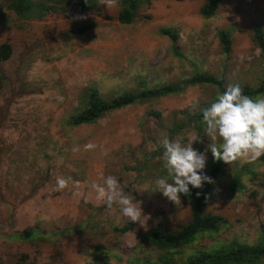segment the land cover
Wrapping results in <instances>:
<instances>
[{
    "label": "rangeland",
    "instance_id": "374dc122",
    "mask_svg": "<svg viewBox=\"0 0 264 264\" xmlns=\"http://www.w3.org/2000/svg\"><path fill=\"white\" fill-rule=\"evenodd\" d=\"M38 1L60 9L22 19L9 0H0V44L10 42L13 48L0 62V236L33 227L77 229L59 244L0 239V264H180L191 252L232 239L264 241V156L222 162L207 206L226 218L216 231L202 230L175 247L144 240L156 226L176 231L192 216L188 199L175 205L155 191V179L167 174L158 140L166 134L186 143L201 136L200 109L222 92L216 84L137 101L91 123L67 122L83 108L91 86L111 99L140 89L141 79L159 87L199 72L222 78L225 87L257 88L264 79V50L254 39L253 24L264 26V0H223L209 17L200 12L206 0H151L128 24L117 19L119 0H99L90 12L81 11L75 0ZM86 22L95 24L84 33L70 32ZM162 27L176 29L177 40ZM221 28L232 34L229 53L220 43ZM250 97H264V91ZM88 143L95 147L85 149ZM208 143L204 137L193 147L203 152ZM207 155L205 171L213 161L210 151ZM101 173L116 176L140 203L143 226L135 222L118 230L131 220L95 199L91 185L100 182ZM58 175L81 183L56 192ZM237 176L242 189L233 186Z\"/></svg>",
    "mask_w": 264,
    "mask_h": 264
},
{
    "label": "trees",
    "instance_id": "16d2710c",
    "mask_svg": "<svg viewBox=\"0 0 264 264\" xmlns=\"http://www.w3.org/2000/svg\"><path fill=\"white\" fill-rule=\"evenodd\" d=\"M63 1V0H58ZM151 0H119L121 8L118 12L117 19L121 23H132L138 13V8L143 2L149 3ZM223 0H206L201 7V14L204 17H209L215 13ZM78 8L83 12H90L98 6L99 0H75ZM10 8L16 13L17 17L22 19H40L48 12L60 9L54 4H47L38 0H9ZM95 23H82L81 25L70 29L71 33H84L90 29ZM161 32L168 35L173 41H176L179 33L176 29L171 27H162ZM218 36L220 43L225 52L232 50L233 38L230 30L219 29ZM253 36L256 43L264 50V26L263 23L257 21L253 24ZM12 44L10 42H3L0 44V62L8 59L12 55ZM211 83L216 84L221 91L225 89L224 81L215 75L208 73H195L180 81L174 83H167L159 87H149L146 80H139L138 86L140 89L129 90L121 94L106 99L102 96L100 90L91 86L88 89L87 99L85 105L80 111L70 115L67 122L70 125H79L83 123H91L96 121L105 112L116 108H121L125 105L135 103L137 101L145 100L147 98L158 97L170 93H177L186 87L195 84ZM244 94L252 96L264 91V79L260 86L251 88L244 87ZM222 169V161H212L210 167L206 171L214 180V183ZM205 183L202 189H192L191 194L184 196L192 202V216L183 226L171 231L162 226H156L149 231L144 240L152 245L164 248L175 247L188 243L195 235L202 231H216L220 224L226 221V218L221 214L211 213L207 210L209 195L214 185ZM233 186L243 188L239 176L234 179ZM191 187V186H190ZM199 192L200 195H196ZM135 222H128L125 226L118 228L120 231H125L131 227ZM77 227H70L63 231H46L36 227L24 229L23 231H15L11 235H1L0 239L7 243H30L33 246L39 244L41 240L59 244V240L68 231H75ZM79 230V228H78ZM264 257V241H259L255 244H249L232 239L230 242L218 245L211 250H197L191 252L180 264H260ZM169 257L163 259L168 261Z\"/></svg>",
    "mask_w": 264,
    "mask_h": 264
},
{
    "label": "clouds",
    "instance_id": "9594fccd",
    "mask_svg": "<svg viewBox=\"0 0 264 264\" xmlns=\"http://www.w3.org/2000/svg\"><path fill=\"white\" fill-rule=\"evenodd\" d=\"M200 123L203 134L194 140L182 143L166 134L158 140L163 149V167L167 174L155 179V191L175 205L181 203L182 197L190 195L192 189H202L205 183H214L205 171L209 151L214 161L230 165L236 161H255L264 156V97L252 98L244 94L239 84H228L215 99L202 107ZM204 137L209 143L201 152L193 147V142H203ZM94 147L92 143L84 145L85 149ZM72 151H79V148L74 147ZM80 183L70 175H58L53 190L63 193L70 184L78 187ZM91 187L95 199L102 201L107 210L118 207L124 217L144 225L145 213L140 203L133 202L134 196L125 191L116 176L101 173L100 182H93Z\"/></svg>",
    "mask_w": 264,
    "mask_h": 264
}]
</instances>
